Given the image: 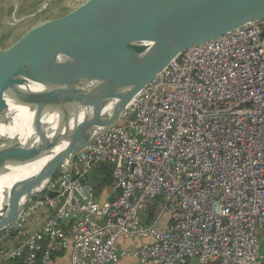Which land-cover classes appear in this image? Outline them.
<instances>
[{"label": "built area", "instance_id": "2783aa9c", "mask_svg": "<svg viewBox=\"0 0 264 264\" xmlns=\"http://www.w3.org/2000/svg\"><path fill=\"white\" fill-rule=\"evenodd\" d=\"M39 195L0 231V264H264V19L182 51Z\"/></svg>", "mask_w": 264, "mask_h": 264}, {"label": "water", "instance_id": "95a60500", "mask_svg": "<svg viewBox=\"0 0 264 264\" xmlns=\"http://www.w3.org/2000/svg\"><path fill=\"white\" fill-rule=\"evenodd\" d=\"M169 1L180 7L217 0ZM54 2L39 0L28 13L33 22L16 33L9 20L17 21V5L1 12L0 82L34 83L41 90L25 88L14 97L35 111L39 143L0 141V231L45 190L64 161L116 124L133 97L182 51L264 19V0H229L198 18L177 15L166 0H75L44 17ZM6 104L1 97L0 110ZM52 110L58 128L47 138L41 117Z\"/></svg>", "mask_w": 264, "mask_h": 264}, {"label": "bare ground", "instance_id": "6f19581e", "mask_svg": "<svg viewBox=\"0 0 264 264\" xmlns=\"http://www.w3.org/2000/svg\"><path fill=\"white\" fill-rule=\"evenodd\" d=\"M193 1V0H186ZM229 0H217L214 3H205L202 6H198L197 3L191 4V6L182 5L180 7L174 6L169 0L166 3L170 9L175 11L177 15L185 18H198L214 11L217 7L224 5ZM28 87L33 92H39L41 88L34 83H27ZM22 84L15 83H3L0 82V98H6V106L3 110H0V119H6L9 124H0V141L7 145L30 147L39 143V139L35 133L34 119L35 111L28 109L27 107L19 104V100L16 98V91L22 93L25 89ZM58 112L52 110L46 112L41 117V125L44 127L47 138H52L58 128ZM22 118L25 120V124H22ZM14 122V124H12ZM20 178L16 175V179Z\"/></svg>", "mask_w": 264, "mask_h": 264}, {"label": "rangeland", "instance_id": "374dc122", "mask_svg": "<svg viewBox=\"0 0 264 264\" xmlns=\"http://www.w3.org/2000/svg\"><path fill=\"white\" fill-rule=\"evenodd\" d=\"M75 0H55L53 5L45 12L43 15L44 17L47 16H53L61 11L64 10L65 7L70 6ZM39 2V0H0V17L2 16L1 12L4 10H7L9 7H13L14 5H17L20 12H18V16L16 15V22L10 21V28H12V31L15 33L20 31L21 29L25 28L26 26L30 25L33 22V19L31 17H28L29 11L32 10V6H35L36 3ZM23 11V13H22ZM91 173H89L90 176ZM105 191V190H104ZM262 240L261 243V251L264 252L263 247V236H259Z\"/></svg>", "mask_w": 264, "mask_h": 264}, {"label": "crops", "instance_id": "0c3cea01", "mask_svg": "<svg viewBox=\"0 0 264 264\" xmlns=\"http://www.w3.org/2000/svg\"><path fill=\"white\" fill-rule=\"evenodd\" d=\"M102 167L106 168L108 166L103 165ZM98 171H99V168L97 167V168L92 169L89 173H91L90 175H92V174L97 175V174H99ZM88 176H89V174H88ZM107 198H108V196H107V190H106V191H103L100 193L97 200L99 202H103ZM40 225H41L40 222H35L33 229L38 228ZM138 245H139V243L137 241L127 240L124 238H120L117 242V246H118L119 251H128L129 252V251H132L135 248H137ZM49 264H68V253L64 252V253L53 256V258L51 259ZM117 264H138V263L133 258L124 257V258H121Z\"/></svg>", "mask_w": 264, "mask_h": 264}, {"label": "trees", "instance_id": "16d2710c", "mask_svg": "<svg viewBox=\"0 0 264 264\" xmlns=\"http://www.w3.org/2000/svg\"><path fill=\"white\" fill-rule=\"evenodd\" d=\"M99 171L97 175H90L88 176V182L94 187V199L97 200L100 193L104 190L106 191L110 184L112 183V175L111 170L109 167L103 168L98 167ZM40 195H37L33 197V199L39 197ZM159 200L154 201L151 205H148L146 209V213L148 214L149 220L154 217V214L157 212L159 207Z\"/></svg>", "mask_w": 264, "mask_h": 264}]
</instances>
